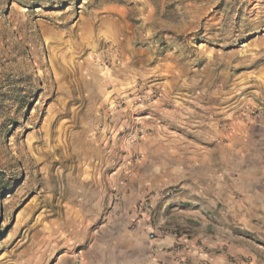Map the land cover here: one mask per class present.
Wrapping results in <instances>:
<instances>
[{
	"label": "rangeland",
	"instance_id": "374dc122",
	"mask_svg": "<svg viewBox=\"0 0 264 264\" xmlns=\"http://www.w3.org/2000/svg\"><path fill=\"white\" fill-rule=\"evenodd\" d=\"M240 128L264 139V0H0V264H264L263 192L136 230L112 187Z\"/></svg>",
	"mask_w": 264,
	"mask_h": 264
},
{
	"label": "crops",
	"instance_id": "0c3cea01",
	"mask_svg": "<svg viewBox=\"0 0 264 264\" xmlns=\"http://www.w3.org/2000/svg\"><path fill=\"white\" fill-rule=\"evenodd\" d=\"M260 135L263 136L262 131L254 133L241 128L222 130L212 134L210 144H207V137L210 136L203 134L201 140L193 136L192 146L187 145L188 151L193 152L192 159L188 156L187 179L173 178L172 171L179 168L172 163L169 167L163 166V161V168L154 179L134 182L133 175L127 181L117 177L112 181L118 195L117 209L125 213L128 220H136V230H169L176 226L193 225L198 217L208 216L212 207L222 200L224 192L258 190L264 193V139L260 141ZM175 184L178 187L172 188ZM144 200L149 201L150 208L137 213L136 204L140 205ZM159 242L178 246L182 244V237L164 235ZM186 248L182 247L180 252L186 251Z\"/></svg>",
	"mask_w": 264,
	"mask_h": 264
},
{
	"label": "built area",
	"instance_id": "2783aa9c",
	"mask_svg": "<svg viewBox=\"0 0 264 264\" xmlns=\"http://www.w3.org/2000/svg\"><path fill=\"white\" fill-rule=\"evenodd\" d=\"M150 208V203L149 201L144 200L143 202H141V204L138 206V212L137 213H142L144 212L146 209ZM172 237L174 238H179V236H177V231L174 229L171 232Z\"/></svg>",
	"mask_w": 264,
	"mask_h": 264
}]
</instances>
